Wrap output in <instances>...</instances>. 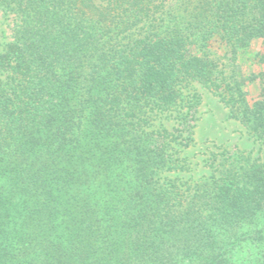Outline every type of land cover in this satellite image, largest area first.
Instances as JSON below:
<instances>
[{
  "label": "trees",
  "instance_id": "trees-1",
  "mask_svg": "<svg viewBox=\"0 0 264 264\" xmlns=\"http://www.w3.org/2000/svg\"><path fill=\"white\" fill-rule=\"evenodd\" d=\"M0 12L13 22L0 264H264L263 162L211 154L208 176L168 175L194 142L195 84L264 145V0H0ZM214 42L234 56L260 43L253 72L227 73Z\"/></svg>",
  "mask_w": 264,
  "mask_h": 264
},
{
  "label": "rangeland",
  "instance_id": "rangeland-1",
  "mask_svg": "<svg viewBox=\"0 0 264 264\" xmlns=\"http://www.w3.org/2000/svg\"><path fill=\"white\" fill-rule=\"evenodd\" d=\"M179 0H170V4L175 5ZM13 22L7 15L0 12V50L4 42L11 37ZM210 52L219 63L229 64L224 68L227 73L234 68L236 72L247 76L254 70L253 55L262 50L261 44L254 42L249 50L240 51L234 56L227 53L225 49L218 43H211ZM191 53L199 54V51H191ZM236 58L234 63L228 59ZM253 61V62H252ZM257 84L251 83L247 85L249 94L257 93ZM197 93L201 96V103L197 108L196 118L193 129L194 142L186 149L180 151V157L183 158L184 170L176 174H168L171 177L178 176L183 180L189 178L197 179L201 176H208L211 173L207 160L211 154L218 155L217 158L222 159L228 155L241 154L249 157L250 161L258 159L264 163V145L254 142L248 137L241 124L230 118L227 108L224 106L219 97L211 93L208 89L200 84H195ZM162 122L166 128L171 129L173 121L170 119H157L154 124L158 125ZM223 154L222 156H220Z\"/></svg>",
  "mask_w": 264,
  "mask_h": 264
}]
</instances>
